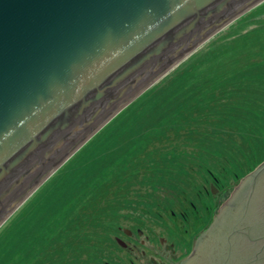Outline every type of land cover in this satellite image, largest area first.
Listing matches in <instances>:
<instances>
[{
    "label": "water",
    "instance_id": "obj_1",
    "mask_svg": "<svg viewBox=\"0 0 264 264\" xmlns=\"http://www.w3.org/2000/svg\"><path fill=\"white\" fill-rule=\"evenodd\" d=\"M263 3L0 0V228L121 111ZM259 177L241 226L222 225L238 186L185 264L203 256L217 229L224 237L205 264H264Z\"/></svg>",
    "mask_w": 264,
    "mask_h": 264
},
{
    "label": "trees",
    "instance_id": "obj_2",
    "mask_svg": "<svg viewBox=\"0 0 264 264\" xmlns=\"http://www.w3.org/2000/svg\"><path fill=\"white\" fill-rule=\"evenodd\" d=\"M249 23L208 41L44 183L16 214L19 232L0 230V264H100L117 245L103 232L124 210L181 220L264 162L249 125L264 122V22Z\"/></svg>",
    "mask_w": 264,
    "mask_h": 264
},
{
    "label": "flooded vegetation",
    "instance_id": "obj_3",
    "mask_svg": "<svg viewBox=\"0 0 264 264\" xmlns=\"http://www.w3.org/2000/svg\"><path fill=\"white\" fill-rule=\"evenodd\" d=\"M264 173V166L260 168V171L257 175V179H259V175ZM256 179V176H250L245 183L240 185L241 182L237 184L233 189L240 186L239 197L237 198L234 206L227 210V213L223 216V224L225 228L228 227V230L233 225H240L243 221L246 220L245 216V202L248 201L249 192H252L253 189L257 186H252ZM264 182L259 184V188L263 187ZM233 191V190H232ZM194 208L192 211V215L188 212V215H184V223L183 225L192 229V224L190 222L194 219L193 229L196 228L199 223H202V219L200 211H198V207L194 204L190 205ZM241 214L239 215V213ZM239 216V217H238ZM198 219H196V218ZM175 227H178L177 222L174 221ZM210 226V225H209ZM168 229L170 226L167 227ZM167 228H163L162 231L157 232V228H150V233L148 235L144 234L140 230L134 232L130 229H123L122 237H127V243H118L117 245L112 247V252L105 254V258L103 264H185L186 260H188L191 251H194L196 245L198 244V239L205 233L197 231L196 235L200 234L196 238H194L195 234L191 235L189 229H186L185 235L183 232H179V230H175V228H171L167 230ZM222 229V227L220 228ZM250 229V228H248ZM227 230V231H228ZM201 232V233H200ZM220 230L214 234L213 238L208 242H204L202 252L204 250V254L195 264H205L207 259L212 256L213 250L216 247L217 243L220 242L224 236L219 235ZM139 238H141L139 240ZM135 241H134V240ZM133 240V242L131 241ZM117 250V251H115Z\"/></svg>",
    "mask_w": 264,
    "mask_h": 264
},
{
    "label": "rangeland",
    "instance_id": "obj_4",
    "mask_svg": "<svg viewBox=\"0 0 264 264\" xmlns=\"http://www.w3.org/2000/svg\"><path fill=\"white\" fill-rule=\"evenodd\" d=\"M254 18H257L259 21L264 22V3L257 6L256 8L252 9L251 12L245 14L244 16H242L237 21L233 22L228 29L224 30L225 32H223V35H224L223 39H224V37H227L228 35H230V36L231 35L232 36L237 35V34L241 33L243 30L246 32L248 30H252L256 26L255 25L249 26V24H250L249 22L252 21ZM123 111H121V112H123ZM249 125L251 127L252 126L254 127V130L258 133V135H260V136L264 135L263 130H262V128L264 127V122H262L260 119H257V120L253 119L252 123L249 122ZM254 171H255V169H254ZM54 174H56V173H54ZM193 177H196V179H198V176L196 173L193 174ZM198 180H200V179H198ZM238 183L239 182H237V184ZM237 184H234V185L229 186V187L220 186V188L215 186V189L217 190L215 196L211 195L212 193L209 190L208 193L210 195L208 193H206V198L204 197L202 199V201H200V199H199L196 202V204H197L196 206L198 207V211H200V214H201L200 218L202 219V223L201 222L199 223V219L195 217L196 219H198V225H196L197 230H195L196 228L193 229V226L195 225L194 219L192 222H190L192 224V229L191 228L189 229V227L182 224V223H184L183 215H182L181 220L170 218L168 216H164V217L159 216L157 218L150 216V218H149V216L143 215V212H141V211H138L135 216L129 215L128 213L130 212V210L126 209L122 212L123 216H119V217L115 218V219H117L116 222L113 221V222L108 223L109 225L106 224L109 231L106 230L103 232V234L106 237L111 236L112 239L115 238L116 242L119 239L122 244L123 243L125 244V243H127V237H124V236L122 237V234H123L122 232H123V229H125V228L133 230L134 232H137L140 230V231L144 232V234L148 235V233H150V231H148V230H150V228L151 229L157 228V232H160V231H162L163 228L166 229L168 226H170L169 229H171V228H175V230L178 229L179 232H181V233L183 232L185 235H187L186 229H189L191 232V235L194 233L195 234L194 238H196L197 236L200 235V234L196 235V232L198 230L201 232H204L205 228H207L213 222V220L216 217V214L222 208V204L225 203L227 201V199L232 195V193H233L232 190H234L233 188L235 186H237ZM155 189H157V190L160 189L159 193L167 192V188L162 186L161 181L157 182V184L155 185ZM227 190L229 191L228 194H226ZM192 209L194 210L193 207H192ZM20 210H21V208L18 211H20ZM18 211L15 212L13 214V216H11L10 219L3 226H1L0 230L7 227V231L8 230L9 231L14 230L15 232H17V231L19 232L18 228L15 227V222H16V217H17L16 214L19 213ZM139 214L143 216V218H141V220L132 219V218H135L136 216H139ZM184 215H188V213L185 212ZM193 216H195V215L191 214V217H193ZM174 221L177 222L178 227H175ZM143 225H144V227H143ZM169 229L167 228V230H169ZM4 232H5V230H4ZM4 232H3V234H4ZM140 239L141 238H139V240ZM133 240H131V241L133 242ZM115 251H117V250H115ZM110 252H112V249L110 250ZM110 252H107V253H110ZM100 264H103V262Z\"/></svg>",
    "mask_w": 264,
    "mask_h": 264
},
{
    "label": "bare ground",
    "instance_id": "obj_5",
    "mask_svg": "<svg viewBox=\"0 0 264 264\" xmlns=\"http://www.w3.org/2000/svg\"><path fill=\"white\" fill-rule=\"evenodd\" d=\"M218 35H219V34H218ZM218 35H217V36H218Z\"/></svg>",
    "mask_w": 264,
    "mask_h": 264
}]
</instances>
